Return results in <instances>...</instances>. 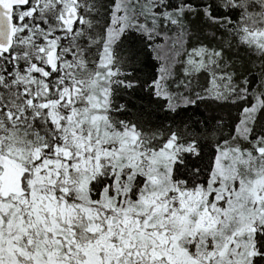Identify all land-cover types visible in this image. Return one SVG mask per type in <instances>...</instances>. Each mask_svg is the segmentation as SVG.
<instances>
[{
	"label": "snow or ice",
	"instance_id": "6c2138e0",
	"mask_svg": "<svg viewBox=\"0 0 264 264\" xmlns=\"http://www.w3.org/2000/svg\"><path fill=\"white\" fill-rule=\"evenodd\" d=\"M0 264H264V0H0Z\"/></svg>",
	"mask_w": 264,
	"mask_h": 264
}]
</instances>
